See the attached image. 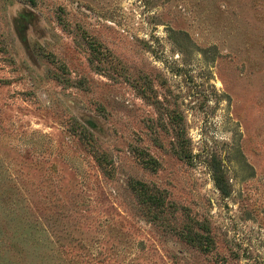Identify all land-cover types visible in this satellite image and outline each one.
<instances>
[{
    "label": "rangeland",
    "instance_id": "374dc122",
    "mask_svg": "<svg viewBox=\"0 0 264 264\" xmlns=\"http://www.w3.org/2000/svg\"><path fill=\"white\" fill-rule=\"evenodd\" d=\"M0 264H264V0H0Z\"/></svg>",
    "mask_w": 264,
    "mask_h": 264
},
{
    "label": "trees",
    "instance_id": "16d2710c",
    "mask_svg": "<svg viewBox=\"0 0 264 264\" xmlns=\"http://www.w3.org/2000/svg\"><path fill=\"white\" fill-rule=\"evenodd\" d=\"M29 4H32L33 3V0H26ZM88 46L90 48V55H89V58H88V61L92 64L94 62V60L96 58H98L99 55H103L101 49H99V44L97 42H94L93 39L91 40H88ZM100 53V54H99ZM170 121H173V118L170 117ZM178 141H177V144L180 146L181 142H182V138L179 137L178 135L175 137ZM180 139V140H179ZM138 153V152H137ZM139 157H140V154H139ZM141 161H143L144 164H148L150 163L152 160L151 157H148L146 159H143L140 158ZM214 179V182H215V185H217L218 187L219 184H218V179L217 178H213ZM130 186L131 188L139 195H141L143 198L142 200L143 201H146V200H152L154 199V197L152 195L149 194V192L147 191V189L145 188V185L140 182V181H137V180H131L130 181Z\"/></svg>",
    "mask_w": 264,
    "mask_h": 264
}]
</instances>
